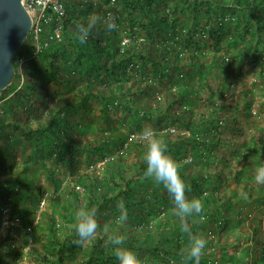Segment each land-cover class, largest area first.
<instances>
[{"label":"rangeland","instance_id":"rangeland-1","mask_svg":"<svg viewBox=\"0 0 264 264\" xmlns=\"http://www.w3.org/2000/svg\"><path fill=\"white\" fill-rule=\"evenodd\" d=\"M94 1L97 6L100 5L99 9L106 12V16L110 13L115 18L119 41L123 47L137 48L140 41L148 38L145 31L140 30L139 25V13L143 11L142 0ZM158 6L161 8L160 11L165 10L164 14H169V24L166 26L161 23L160 32H153V36L145 44L146 48L143 47V52H146V49L149 51L154 49L155 53L160 55L165 53V47L172 46L178 49L180 60L175 63V54H168V65L175 63V66L162 71L158 66L147 63L130 69L127 74L119 77L103 71L99 74H90L87 80L76 73V81L71 88L75 90L76 86H86L88 81H93L98 90L111 86L117 91L118 85L122 84L123 91L127 92V99L132 97L130 90L134 92L138 89L136 99L148 107L146 111L150 112L149 115L143 116L140 113V118H136L131 113L124 117L121 108L114 112L113 104L105 109L102 102L97 99L91 101V111L86 115V119L94 124V130L99 133L109 130V124L116 132L124 131L127 134L125 143L114 150L106 149L104 157L98 156L95 152L89 156L87 151H81L67 163H63L53 159L47 151L37 150L35 137H26L19 134L11 124L7 125L6 135L18 136L19 141L13 148L11 158L1 155L0 148V173L4 168H11L12 173L16 174L24 171L27 166L26 175L33 180V186L26 189L34 194L31 197L26 192L14 194L8 189L0 188V241L5 238L9 227V224H3L2 221L7 218L11 220L14 212H18L22 219L12 257L7 259L10 262L7 264H46L39 258L51 249L53 233L50 226L54 220L51 218H55L56 231L63 237L72 231L77 210L85 206L81 200L75 198V195L71 196L68 190L74 188L81 196L90 194V191L89 193L87 191L89 183L87 180L76 181L78 177L85 178V175L89 174L99 181L94 191L100 198L105 192L108 196H113L114 192L108 185L112 186L113 182L123 183L121 176H130L143 160L142 153L135 144H145L140 135L145 127H151L164 139L168 137L172 143L170 146L173 148L176 145L177 148L175 152L169 150L175 160L178 163H187L189 170L200 178L208 173L219 177L213 180L217 188L214 200H211V196L206 200L212 191L209 188H205L201 193L191 189L188 193L189 198H199L203 203V212L200 216H193L188 220L193 233L202 234L213 240L215 245L217 243L214 254L221 258L225 256L223 259L226 263H229L228 257L235 250L242 255L244 243H252V250L264 246V184H257L254 179L256 168L264 164V52L261 56L258 54L263 47L257 43L256 35L245 30L247 27L245 21L230 11L224 15L223 11H226L224 8H216V13L211 12L208 15L198 12L205 11L206 7L195 9L185 0H160ZM156 9L157 6L153 11ZM92 13L101 15L97 8L91 11ZM71 19L73 20H69L66 25V31H63V40L67 45L71 43V32L76 28L74 16ZM190 29L195 33L199 31L196 39L204 49L200 63H193L189 59L190 50L186 49L182 39H177V32L187 31V34ZM252 29L254 30L255 26ZM215 31L220 32L214 34ZM234 37L237 39L233 40ZM29 43L27 37L13 57L14 65L21 59V55L28 56ZM25 79L26 74L14 78L6 93L0 97V117L6 118L10 123L17 121L35 127L39 123L38 119L44 121L50 116L49 110L57 107L58 101L57 97L50 99L44 96L45 91L40 93L38 96L40 98L33 104H26L24 97L30 89L22 91ZM185 88L189 92L181 104L180 96ZM192 89L194 91L190 92ZM169 99L175 100L174 106H172L174 102L169 103ZM11 101L18 102L17 107L5 111V104L11 105ZM149 107L154 110L151 112ZM211 107H217L221 116L220 123L223 125L217 134L220 139L218 142L214 141L213 133L208 131L205 124L204 111ZM173 108L182 112L185 110L181 120L172 117ZM232 116L235 117V121H232ZM107 117L109 119H106ZM176 137L179 138L177 142L174 141ZM5 139L6 137L1 139V147ZM178 147H181L180 152ZM194 147L207 153L206 162H203L202 157L195 156ZM249 147L254 153L259 152L260 160L252 163L253 157L249 153L245 158L242 157ZM194 159L198 161L196 164L193 163ZM241 171L244 176L250 177L248 181L241 178L239 182H235L234 178L229 177L230 173ZM155 184L159 192L158 198L151 194L150 184L142 185L137 190V194L144 195L145 201L149 199L151 204L141 206L131 204L127 208L123 199L112 200L99 211V223L104 228L114 217H119L117 203L122 200L127 210V222L124 224L129 225L127 230L123 229V235L127 236L131 230L135 231V224L143 232L149 227L158 234L157 245L164 244L163 250H175V254H166L169 263L182 264L184 257L178 256L187 247L188 236L181 231L182 221L176 215L174 203L167 190L163 185L156 182ZM244 187L256 188L252 197ZM161 196L165 197L164 201ZM241 196L243 200H237ZM231 201H234L232 206ZM6 207L8 210L4 212ZM236 207L242 212L239 213ZM28 225L33 228L31 234L25 231ZM207 230L209 231L206 233ZM178 240H181L183 248L175 246ZM143 246L144 251H136L144 260V264H163L162 260L154 259L149 253L148 243ZM74 259L68 257L66 263H72ZM253 261L254 256L247 262L252 264ZM114 264H117L116 260ZM188 264L192 262L189 261Z\"/></svg>","mask_w":264,"mask_h":264},{"label":"trees","instance_id":"trees-1","mask_svg":"<svg viewBox=\"0 0 264 264\" xmlns=\"http://www.w3.org/2000/svg\"><path fill=\"white\" fill-rule=\"evenodd\" d=\"M65 7V14L63 18V31H66V25L69 20L76 21V25L79 22H86L88 16L91 14V11L97 10L100 12L101 16H106V12L99 9L100 5H96L94 0H62ZM144 2V3H143ZM157 2V5H156ZM160 0H142L141 10L139 13V25L140 30L145 31V35L148 38H145L144 41H140V45L136 47H123L119 41L118 29L116 28L109 32L102 25H97L93 29L91 36L88 39L86 44H80L75 38V29L71 32L72 41L69 45L65 44L64 40L57 41L53 40L50 44L43 49L42 52L38 53L37 56L29 58L30 54L33 51V47L29 43V53L28 56L21 55L20 57L26 58L24 63L20 66L18 60L15 63V77H20L21 75L26 74L25 83L22 86V91L30 89L28 93L25 94V103L33 104L34 101L39 99L40 93L45 92L44 96H48L50 99L57 97L58 106L51 108L49 110L50 116L46 119H38V124L35 127H31L27 124H21L17 121L12 123L6 121V118L0 117V142L3 137H6L5 143H3L0 148H2L1 155L11 158L13 156V148L19 141L18 136L7 134L6 127L8 124H11L19 134H23L26 137H35L37 140L36 149L45 150L49 153L53 159L56 161H62L67 163L70 159L74 157L77 152L87 151L88 155L95 152L98 156L104 157L106 149L114 150L117 146L122 145L127 140V134L124 131H115L112 130L111 125L109 124V130H104L103 132H97L94 130V124L86 119V115L91 111L93 99H97L102 102L103 106L106 107L109 105H115L113 111H117L118 108L123 110V116L131 114L140 118L139 114L142 113L143 116L150 114L149 111H146L148 108L144 104L139 103V99H136V91H131L132 97L129 99L126 98L127 92H124V86L122 84L118 85L117 91L111 86L104 87V89L98 90L95 86V82L88 81L86 86L78 85L76 89L71 90L72 85L74 84L75 74L79 73L81 78L89 79V75L92 73H101L107 71L110 75L119 77L121 75L127 74L128 70L138 68L140 65L144 66L147 63L158 66L162 71L171 66H175V63H178L180 56L177 53L178 49L173 48L172 46L165 47V53L156 54L154 49L149 51L146 49V52H143V47L146 48V43L153 35L154 31H158L161 23L168 25L169 14H164L165 10L158 8ZM185 2L190 3L191 6L195 9L200 7L205 11H198L203 14H210L211 12H217L216 8H224V15L229 14V11L232 14H237L238 18H241L245 21L247 27L246 31L252 35L257 36V43L260 44L263 49L259 51V55L264 52V0H185ZM157 6L156 11L154 7ZM215 9V10H214ZM177 10V9H176ZM214 10V11H210ZM226 17V16H225ZM176 24V23H175ZM172 26L175 27L174 24ZM182 25H180L181 27ZM253 26L255 29L253 30ZM65 27V28H64ZM68 31V30H67ZM221 31V30H220ZM220 31H215V33ZM168 32V31H167ZM176 33L175 31H173ZM187 32V31H186ZM186 32H177V39L185 43L186 49L190 50L189 59L193 63H200L201 56L204 54V49L202 44L196 39L197 34L193 32V29H190L188 33ZM199 35V34H198ZM154 38H156L154 36ZM237 38H233L236 40ZM168 40H172L168 38ZM142 46V48H140ZM163 49V47H160ZM175 49V50H174ZM168 54H175V63L168 65ZM182 55V51L180 52ZM136 60V61H134ZM164 73V72H162ZM11 85V84H10ZM9 87V86H8ZM5 88L0 97H2L6 91ZM194 89L190 90V92ZM189 90L186 88L181 93L180 102H184L187 93ZM169 103H173L172 106L176 103L174 99H169ZM11 105L5 104V111H9L12 108L17 107L18 102H10ZM180 106V105H179ZM181 108V107H180ZM149 110L152 112L154 109L149 107ZM172 117L178 120H181L183 112L185 110H179L177 108L172 109ZM225 111V109H224ZM107 112V111H105ZM204 116L206 117L205 124L209 132L213 133L214 141H220L217 134L218 131L223 127L220 123L219 112L217 107H211L204 111ZM232 121H235V117L232 116ZM106 119H109L108 117ZM179 140L178 137L174 139L175 142ZM165 141L169 146L170 151H177L176 145L172 148L170 146L171 140L166 137ZM134 143V141H133ZM138 147V151L142 153L143 160L138 164V168L133 170L131 175L128 177H122L123 181L119 183H112L108 185L109 189L114 192L113 196H108L105 192L103 197L97 194L94 191L97 186V178L86 174L85 178L78 177L77 182H84L87 180L88 186L87 191L90 194L81 196L77 191L73 189L68 190V193L72 196L75 195V198L81 200L87 207H96L99 211L109 204L112 200L123 199L126 201L127 208L131 204L138 205H147L149 199L144 198V195H138L137 190L140 186L150 184V191L154 198H158L159 192L156 190L155 181L149 178H146L144 172L146 170L145 154H146V145L141 143L135 144ZM186 146L187 144L184 143ZM195 156L197 158L202 157L203 162H206L207 153H204L200 149L194 147ZM178 151H181V147H178ZM252 155V163L260 160L259 152H253L252 148H247L242 157L248 156L247 154ZM198 161L194 159L193 163ZM202 163V159H201ZM179 171L182 178L190 186L191 189L201 193L205 188L212 189V191L207 195L206 200L211 196V200H214L216 194V183L213 180L218 179V175L208 173L204 177H199L196 173H193L189 170L187 163H179ZM28 167L25 166L24 171L19 173H12L11 168H4L0 173V188L8 189L14 194H20L26 192L29 196H34L32 192L27 189H30V186H33V180L31 181L29 176L26 175ZM244 169V167H243ZM197 172V171H195ZM229 177L234 178L235 182H239L242 178L248 181L249 176L243 175V171L240 173H230ZM27 188V189H26ZM164 188V187H163ZM23 189V190H22ZM244 190L249 194L250 197L253 196V192L256 188L248 189L244 187ZM28 192V193H27ZM264 195V194H263ZM161 198L165 199L164 196ZM239 201L243 200V196L237 199ZM234 201H231V206ZM205 205L207 203L205 202ZM19 207V206H18ZM237 208V207H236ZM238 212L241 213L242 210L237 208ZM25 213L27 214V209L25 208ZM118 218V217H117ZM114 217L111 222L107 223V226L112 232H119L123 234V229H128L129 225L124 224L127 222L118 223V219ZM51 232L52 242L51 249L44 253L43 257L39 258L40 261L46 264H114L115 256L113 255V245L107 241V236L104 234L103 227H100L96 237L88 242L87 244L77 245L75 241L78 239L74 227L72 231L65 234L61 237L58 231H56V222L55 218H51ZM214 220V219H213ZM98 221H100L98 217ZM1 222V220H0ZM27 225V224H26ZM19 227H8V233L0 241V264L10 263L8 258L12 257V252L14 250V245L16 242V235L19 232ZM65 228V227H64ZM33 229V228H32ZM26 233L27 230H25ZM209 230L206 231V233ZM130 232V231H129ZM210 234V233H209ZM157 232L151 228H146L145 232L135 224V231L131 230L130 234L126 236V245L135 249L142 250V247L145 243L149 244L147 250L149 253L154 256L156 260H162L163 264H170L169 258L166 257L167 253L175 254V250L168 249L163 250V245H157L156 237ZM1 237V234H0ZM206 238V237H205ZM207 239V245L205 248L204 255L202 256L200 262L202 264H248V260L254 256V261L252 264H264V246H260L258 249L252 250L253 247L250 243H244L242 249V255H239V251L235 250L234 253H230L228 257L230 260L229 263L224 262L223 258L216 256L214 250L217 248L214 244V241ZM246 242V241H245ZM167 243V240L165 241ZM176 247L183 248L181 246V240L177 241ZM146 250V249H145ZM213 250V251H211ZM239 252V253H238ZM212 253V254H211ZM53 256V257H51ZM68 257H74L72 263H66ZM179 258L183 257L182 253L178 256Z\"/></svg>","mask_w":264,"mask_h":264},{"label":"clouds","instance_id":"clouds-1","mask_svg":"<svg viewBox=\"0 0 264 264\" xmlns=\"http://www.w3.org/2000/svg\"><path fill=\"white\" fill-rule=\"evenodd\" d=\"M97 25H102L111 32L116 28L115 18L110 13L107 16L97 13L90 14L86 22L77 23L75 38L80 44H86ZM140 135L146 145L144 175L157 184L163 185L167 190L174 203L176 215L182 221L181 231L188 236V245L182 250L184 257L182 264H188L189 261L192 264H200L207 239L202 234H194L188 220L193 216H200L203 212L202 200L196 197L189 198L188 193L191 192V188L182 178L179 171L180 165L169 152V146L165 139L151 127H145ZM254 179L257 184H264V164L256 168ZM117 208L120 211L118 222L122 223L127 220V210L122 200L117 203ZM100 227L98 209L96 207H80L75 213L74 230L78 237L75 243L83 245L90 242L96 237ZM103 231L107 236V241L113 245V255L117 264H144L139 252L126 245L125 235L119 232L110 233L107 225L104 226Z\"/></svg>","mask_w":264,"mask_h":264},{"label":"water","instance_id":"water-1","mask_svg":"<svg viewBox=\"0 0 264 264\" xmlns=\"http://www.w3.org/2000/svg\"><path fill=\"white\" fill-rule=\"evenodd\" d=\"M31 27L32 17L23 0H0V95L15 77L13 57Z\"/></svg>","mask_w":264,"mask_h":264},{"label":"built area","instance_id":"built-area-1","mask_svg":"<svg viewBox=\"0 0 264 264\" xmlns=\"http://www.w3.org/2000/svg\"><path fill=\"white\" fill-rule=\"evenodd\" d=\"M23 3L32 17V27L28 35L30 45L33 51L29 58L35 57L42 52L51 41H62L63 35V18L65 7L62 0H23ZM26 58L22 57L19 61L20 66ZM44 200L42 201V204ZM3 212V207H1ZM8 210L6 207L4 212ZM3 218V217H2ZM3 224H9L11 227H19L22 219L18 212H14L11 220L4 219ZM29 234L32 232V226H26Z\"/></svg>","mask_w":264,"mask_h":264}]
</instances>
